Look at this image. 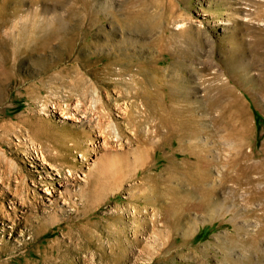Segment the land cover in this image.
Instances as JSON below:
<instances>
[{
    "label": "rangeland",
    "instance_id": "obj_1",
    "mask_svg": "<svg viewBox=\"0 0 264 264\" xmlns=\"http://www.w3.org/2000/svg\"><path fill=\"white\" fill-rule=\"evenodd\" d=\"M195 51L199 58L191 62ZM180 61L190 68L180 73ZM157 66L185 75L192 101L209 99L219 91L211 86L224 82L237 96L230 105L226 95L216 115L193 120L185 147L175 134L165 150L138 163L149 126L140 129V142L129 123L137 113L127 110L143 102L123 95L125 86L106 72L126 69L128 81L141 76L139 68ZM3 75L14 84L0 85V264H57L56 252L66 253L69 235L82 230L91 239L104 229L109 244L107 232L123 221L131 227L133 205H145L138 197L152 192L147 174L170 171L184 191L201 184L184 174L189 167L198 179L196 152L209 168L212 181L203 187L214 190L215 210L191 206L172 249L154 264H264V0H0ZM73 85L78 89L67 100ZM24 119L45 122L51 140L35 139ZM59 139L74 145L54 146ZM41 141L53 148L45 151ZM168 156L176 166L167 167ZM146 237L141 243L153 240ZM103 260L97 262L118 258Z\"/></svg>",
    "mask_w": 264,
    "mask_h": 264
},
{
    "label": "bare ground",
    "instance_id": "obj_2",
    "mask_svg": "<svg viewBox=\"0 0 264 264\" xmlns=\"http://www.w3.org/2000/svg\"><path fill=\"white\" fill-rule=\"evenodd\" d=\"M198 58V52L195 51L194 55L190 59L191 62H194ZM176 66L178 67L180 73L190 68V66L186 65V63L183 61H180L179 65ZM205 68L206 67L204 66L203 69ZM125 71L126 69L122 68H119L118 70L114 68H108L106 74L107 76H117V79L115 80V86H125V88L122 89L123 95L131 94V96L138 99L140 98L143 102L141 104L137 101H133L130 104V111L127 110L128 112H131V114L137 113V115H131L129 121L131 126L136 127L135 132L137 137L140 135V133H142L140 129H142L143 126H149L146 135H144V142L147 144V146H145V148L141 151L137 150L139 151L138 155L140 156L138 157V163L139 159L142 157H144V161L146 162L149 159V156L147 155L153 151L158 149L165 150V145L169 143L171 137L175 134H177L179 138L180 145L185 147L184 145L187 132L186 129L193 120L199 121L202 118L200 116L205 114L216 115L214 111L218 110L220 104L225 101L226 95L228 97H233V99L229 101L230 105H234L236 101L234 98H236L237 95L233 88L228 86V82H224V84H214L211 86L213 90L219 91L214 94H210L209 99H207L206 96V100L203 99L201 101H192L191 97L195 91L185 83V79L183 78L185 75L174 76L170 67L157 66L152 68H139L137 71L141 74V76H136V74H133L128 81L124 80L123 78ZM76 77H78V75H76ZM218 77L219 71H216L214 79ZM49 78L52 81L61 79L60 75H49ZM13 84V80L7 82V75L0 76V85ZM62 84L65 85L66 82H62ZM223 86H225L223 90H220V88ZM55 88H58V86H55ZM86 88L88 89L87 86ZM39 89L42 92L46 91L43 90L41 86ZM72 89L73 90L68 91V93L65 95L67 100L73 98L74 90L78 88H75L73 85ZM81 90L82 89L79 88V93L85 95V91ZM81 106H85V104L82 102ZM64 109H69V107L67 106V108ZM89 113L90 112H88V114ZM102 116L103 115L99 116L100 119L97 122V125L100 129H103L105 126V122L101 119ZM24 123L32 126L28 130L31 135L35 136V139L44 138L46 140H51L52 136L54 135L53 132L48 129V126H46L45 122H42L40 125H32L33 121L28 122L27 119H24ZM110 123L111 121H109V124ZM200 128L197 129L196 132L191 136L192 139H197L196 137L201 131ZM21 129V127L19 130L11 127L10 131L15 130L17 133H22ZM64 141L66 140L59 139L57 142L54 141L53 144L54 146L57 144L63 145L65 148H70L71 145H74H66L67 141ZM140 142L142 141L140 140ZM40 146V148L45 149V151L47 149L53 148V146L48 145L46 141H41ZM192 149L196 151V148L193 147ZM196 153V155L195 153H193V155L196 156V164H200L197 170L198 179H196V177H191V171L189 167L186 168L187 172L184 170V174L187 176L188 173L190 180H197V183L200 182L201 184L199 186L192 187V189L184 191L180 186L176 187L172 184L173 178L170 174V171H155L154 173L147 174L146 182L151 185L152 188L150 190L152 192H146L138 197V200L144 201L145 205H133L134 224L132 223L131 227L126 226L123 223L124 221L119 222V225L107 232L109 238L113 240L112 242L108 240V242H110L109 244L103 240L105 234L104 229L101 235L94 234V236H91V239L86 233H84L83 230L79 233H73L69 235L71 244L67 246L66 253L61 254L56 252L57 256H60V260L55 259L54 261L57 264H73V262L74 264H77L73 259L74 255L79 256L78 261L81 262V264H84L85 261L88 262L89 259L93 260V263H91L90 260V264H110L105 262H97V260H103L105 256L107 257L109 255L118 258V261H114V264H137L141 257L152 259L150 264H154L156 259H161L157 257L166 255L172 249V237L175 232L181 230L182 226L184 225V216L186 215L188 209H191V206L197 208L198 212L211 211L213 209L215 210L213 207L214 203L210 201V198L214 194V190L203 187L204 183L212 181V178L209 175V168L207 164H201L203 155H199L198 152ZM44 154L42 153V155ZM144 154L147 157L143 156ZM79 156L82 159H88V155L82 151L79 153ZM60 157H62V155L60 156L55 154L53 156L54 159H59ZM168 161L170 164H168L167 167L171 165L172 168V166L177 165L176 161L171 157H169ZM1 162L2 161H0V163ZM152 162L153 160L151 161V164H154ZM152 169L153 167H151V170ZM116 173L117 178H124L122 173L119 171ZM186 179L185 183L187 181ZM176 183L179 184L178 182ZM196 197L201 198L192 203V199L195 201ZM126 211L128 210H123V212ZM145 226H147V228ZM142 234L146 235L147 239L152 238L153 240H146L145 243H141L140 236ZM148 242H153L154 245H149ZM137 246H144V250H139V252H137ZM92 247H94L95 250H92ZM107 247H109L111 250L109 249V251Z\"/></svg>",
    "mask_w": 264,
    "mask_h": 264
}]
</instances>
